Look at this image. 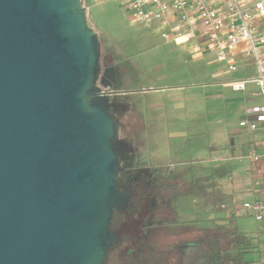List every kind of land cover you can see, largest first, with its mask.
<instances>
[{
	"label": "water",
	"instance_id": "95a60500",
	"mask_svg": "<svg viewBox=\"0 0 264 264\" xmlns=\"http://www.w3.org/2000/svg\"><path fill=\"white\" fill-rule=\"evenodd\" d=\"M82 0H0V264H103L120 159Z\"/></svg>",
	"mask_w": 264,
	"mask_h": 264
},
{
	"label": "rangeland",
	"instance_id": "374dc122",
	"mask_svg": "<svg viewBox=\"0 0 264 264\" xmlns=\"http://www.w3.org/2000/svg\"><path fill=\"white\" fill-rule=\"evenodd\" d=\"M81 4L99 51L94 87L104 95L96 102L108 105L117 128L120 167H170L185 181L211 175L213 193L225 195V202L241 205L254 199L258 179L246 174L250 160L243 158L249 147L231 149L233 141L248 139L238 123L245 104L253 100L220 81L255 76V67L248 75L244 69L231 72L206 47L189 53L187 44L162 37L161 27L133 23L124 6L108 14L97 9L91 15L83 0ZM219 209L211 197L183 195L177 219L192 229L213 218L226 224L230 215ZM233 222L254 246L244 263L264 264V222L252 216ZM195 234L189 232L188 237ZM178 264L218 263L206 262L197 245L186 244L178 248Z\"/></svg>",
	"mask_w": 264,
	"mask_h": 264
},
{
	"label": "trees",
	"instance_id": "16d2710c",
	"mask_svg": "<svg viewBox=\"0 0 264 264\" xmlns=\"http://www.w3.org/2000/svg\"><path fill=\"white\" fill-rule=\"evenodd\" d=\"M116 182L121 200L112 207L111 239L103 264H178V248L186 244L197 245L208 263L245 264L244 255L254 248L231 216L226 224L213 218L195 229L178 221L183 195L211 197L219 208L227 200L213 193L216 183L211 175L185 181L170 167L162 171L123 165ZM192 231L199 235L188 237Z\"/></svg>",
	"mask_w": 264,
	"mask_h": 264
},
{
	"label": "built area",
	"instance_id": "2783aa9c",
	"mask_svg": "<svg viewBox=\"0 0 264 264\" xmlns=\"http://www.w3.org/2000/svg\"><path fill=\"white\" fill-rule=\"evenodd\" d=\"M131 21L159 26L166 39L186 42L192 38L214 52L227 70H238L235 50L251 59L256 75L229 83L237 92L254 84L258 102L248 105L238 125L255 139L247 154L257 170L255 198L241 205L224 202L222 211L233 218L252 216L264 222V0H124Z\"/></svg>",
	"mask_w": 264,
	"mask_h": 264
},
{
	"label": "crops",
	"instance_id": "0c3cea01",
	"mask_svg": "<svg viewBox=\"0 0 264 264\" xmlns=\"http://www.w3.org/2000/svg\"><path fill=\"white\" fill-rule=\"evenodd\" d=\"M123 1L124 0H83V5L84 6H87L88 8V14H93V11L94 10H97V9H101V12H103L104 14H108L112 11H116L117 10V7L119 6H123ZM170 40H173V39H170ZM190 40H192L191 42H189ZM186 42H179V41H176L178 44L182 45V44H187L189 46V53L193 50L195 51L197 49L200 50V46L202 45L200 43L199 40L195 39V38H192ZM203 46V45H202ZM191 47V48H190ZM210 52L214 53L213 51L209 50ZM215 55V54H214ZM203 57V54L200 55V57H197V58H202ZM235 58L237 59L238 61V70L239 69H244L245 71V74L248 75V72L250 71V68H254L255 65L253 64L252 60L251 59H247L243 56V54L241 53V49H236L235 50ZM225 66V65H224ZM256 70V68H255ZM220 74L216 75V76H219ZM248 77V76H247ZM243 78V77H241ZM233 79H237V78H230V79H227V78H224L221 82V84H224V85H229L232 87V85H230L229 81L230 80H233ZM249 86H250V89H249ZM233 89V87H232ZM234 90V89H233ZM256 90V86L254 84H249L247 86V93H248V96L247 98L248 99H251L253 100V102H250L248 104H245L243 110L250 104L252 103H255V102H258V101H255L256 99H259L257 96L255 95H251V93H254ZM235 91V90H234ZM250 94V95H249ZM254 96V97H253ZM242 130V129H241ZM242 133L247 135L248 139H243L240 143L236 142V141H233L232 144H231V149L232 150H239V149H243V148H248L249 147V150L255 146V139L252 135H249L247 133H245L243 130H242ZM248 150V151H249ZM248 151H247V154H248ZM246 157L247 159H249L247 157V155H244L243 158ZM250 160V159H249ZM245 171H246V174H248V176H254L255 178H257V173L256 175H253L251 174L252 170L255 169L252 161L250 160V164L246 165L245 167ZM255 188V187H254ZM257 188V187H256Z\"/></svg>",
	"mask_w": 264,
	"mask_h": 264
}]
</instances>
